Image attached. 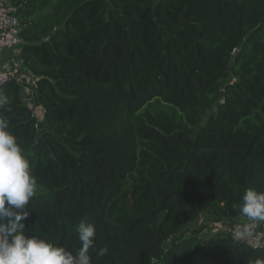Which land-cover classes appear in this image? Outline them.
<instances>
[{"label": "trees", "instance_id": "1", "mask_svg": "<svg viewBox=\"0 0 264 264\" xmlns=\"http://www.w3.org/2000/svg\"><path fill=\"white\" fill-rule=\"evenodd\" d=\"M9 2L42 112L0 86L38 182L26 235L75 252L83 220L92 264H264L231 233L186 234L264 191V0Z\"/></svg>", "mask_w": 264, "mask_h": 264}, {"label": "clouds", "instance_id": "2", "mask_svg": "<svg viewBox=\"0 0 264 264\" xmlns=\"http://www.w3.org/2000/svg\"><path fill=\"white\" fill-rule=\"evenodd\" d=\"M8 98L0 93V111ZM32 161L18 137L10 131V122L0 115V264H92L90 249L96 247L97 226L81 220L76 227L80 247L75 252L58 245L38 232L28 236L25 221L31 212L30 201L37 191ZM239 213L252 223H243L233 232L234 240L252 235L253 224L264 222V191L245 189L238 204ZM107 247L97 251L105 256ZM257 264H260L257 261Z\"/></svg>", "mask_w": 264, "mask_h": 264}, {"label": "built area", "instance_id": "3", "mask_svg": "<svg viewBox=\"0 0 264 264\" xmlns=\"http://www.w3.org/2000/svg\"><path fill=\"white\" fill-rule=\"evenodd\" d=\"M22 31L23 25L9 0H0V86L13 78H18L20 84L26 82L24 85V88L27 90L26 95L32 99L33 96L35 97V93L32 90L35 81L33 78H30L32 82L29 84L27 77L24 74L20 76L13 64V58L15 57L14 51L17 50L20 52L24 44L21 36ZM3 51L8 52L6 56H2L1 53ZM38 127L37 124L36 128ZM245 222L252 223L247 219H243L238 225L232 226L229 233L233 234ZM239 241L251 249H264V223L253 224L252 235Z\"/></svg>", "mask_w": 264, "mask_h": 264}, {"label": "rangeland", "instance_id": "4", "mask_svg": "<svg viewBox=\"0 0 264 264\" xmlns=\"http://www.w3.org/2000/svg\"><path fill=\"white\" fill-rule=\"evenodd\" d=\"M5 53H8L6 51H3L1 54L2 56H6ZM13 53V52H12ZM20 52L15 50L14 55H19ZM21 73V72H20ZM19 73V74H20ZM22 73L21 75H23ZM20 75V76H21ZM28 83L30 84L32 81L30 78H27ZM24 97V96H23ZM34 98V99H33ZM32 99H30L27 95L24 97V100H27L29 104H33V108L35 109V112L37 116L41 119L42 114L37 111V109L40 110V105L38 102L35 100V97L33 96ZM37 107V108H36ZM212 112L209 113V115ZM208 115V116H209ZM41 130V128H39ZM243 218H237V219H227V220H220V221H215L213 216L210 213L203 214L195 223L192 224L188 232L186 233L187 235H190L193 233V231L200 229L202 226H204L206 229L205 231L199 235L200 238H210L218 233H229L231 230L232 226H236L240 223V221Z\"/></svg>", "mask_w": 264, "mask_h": 264}, {"label": "crops", "instance_id": "5", "mask_svg": "<svg viewBox=\"0 0 264 264\" xmlns=\"http://www.w3.org/2000/svg\"><path fill=\"white\" fill-rule=\"evenodd\" d=\"M6 54H7V53H5V55H6ZM13 64L15 65L16 71H17L18 73L21 72L20 75H21L22 73H24V75H25L27 78H33V76L29 73V71L27 70V68L23 65V62H22V60H21V58H20V54H19V55H16V56L13 58ZM25 84H26V82H23V83H22L23 86H24ZM29 106H30V108L33 110L35 116L38 117L37 114H36V112H35V109L33 108V104H29ZM40 107H41V106H40ZM36 108H37V107H36ZM37 111H38L39 113L42 114V112H40L39 109H37ZM41 117H42V116H41Z\"/></svg>", "mask_w": 264, "mask_h": 264}, {"label": "water", "instance_id": "6", "mask_svg": "<svg viewBox=\"0 0 264 264\" xmlns=\"http://www.w3.org/2000/svg\"><path fill=\"white\" fill-rule=\"evenodd\" d=\"M220 102L216 103L215 108H214V114L217 116L218 115V108H219Z\"/></svg>", "mask_w": 264, "mask_h": 264}]
</instances>
